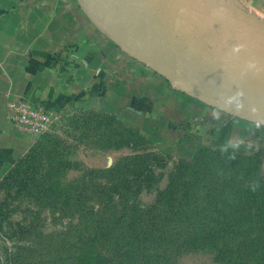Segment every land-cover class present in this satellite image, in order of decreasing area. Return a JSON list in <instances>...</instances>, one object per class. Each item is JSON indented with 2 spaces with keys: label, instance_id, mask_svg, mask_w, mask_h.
<instances>
[{
  "label": "rangeland",
  "instance_id": "obj_1",
  "mask_svg": "<svg viewBox=\"0 0 264 264\" xmlns=\"http://www.w3.org/2000/svg\"><path fill=\"white\" fill-rule=\"evenodd\" d=\"M184 80L180 88L189 83L213 93L207 83ZM215 86L237 88L231 81ZM235 106V117L264 127L263 104ZM87 112L61 114L45 153L29 160L33 182L5 180L44 138L0 179V264H264L263 129L225 121L209 131L177 122L176 133L163 138L115 116L137 132L135 147H92L87 131L67 126ZM146 153L163 161L141 190L124 177L135 164L126 159ZM118 166L127 172H113Z\"/></svg>",
  "mask_w": 264,
  "mask_h": 264
},
{
  "label": "crops",
  "instance_id": "obj_2",
  "mask_svg": "<svg viewBox=\"0 0 264 264\" xmlns=\"http://www.w3.org/2000/svg\"><path fill=\"white\" fill-rule=\"evenodd\" d=\"M91 2L0 0V179L34 143L6 118L7 103L21 96L59 114L102 111L163 138L180 122L209 131L225 121L264 130L235 117L239 101L210 107L172 89L130 41L109 34L111 16L96 14ZM220 2L264 25V0Z\"/></svg>",
  "mask_w": 264,
  "mask_h": 264
},
{
  "label": "water",
  "instance_id": "obj_3",
  "mask_svg": "<svg viewBox=\"0 0 264 264\" xmlns=\"http://www.w3.org/2000/svg\"><path fill=\"white\" fill-rule=\"evenodd\" d=\"M82 1L111 16L109 34L130 41L137 58L170 84L186 83L187 76L213 86V93L189 83L179 88L192 98L210 107L216 100L264 105V25L258 20L235 15L220 0ZM217 80L237 88L217 87Z\"/></svg>",
  "mask_w": 264,
  "mask_h": 264
},
{
  "label": "trees",
  "instance_id": "obj_4",
  "mask_svg": "<svg viewBox=\"0 0 264 264\" xmlns=\"http://www.w3.org/2000/svg\"><path fill=\"white\" fill-rule=\"evenodd\" d=\"M83 116H74L70 122L67 124V126H70L75 131H87L88 132V141L89 144L92 146H95L96 142L104 141L105 144L109 146H115L118 148L122 147H131L134 148L135 142L132 139V132L136 133L135 131L131 129H127L120 121L117 120L115 115L108 114L101 111H89L87 113H84ZM129 132L132 140H128L126 133ZM51 133H46L40 138H44L45 140L42 143H38L35 146H33L30 151L22 158L20 159L16 165L15 168L9 173V175L6 177V182L9 180V178L12 179L13 184H26L29 182V179L31 182H33L34 177L36 175V171L31 168L29 160L32 158L34 154H40L45 153V150L47 146L49 145L48 142L51 141L52 137ZM100 136L99 140L97 138ZM116 137L119 139L118 141L115 140ZM139 137V136H138ZM58 139V138H57ZM138 140V139H137ZM45 142V143H44ZM93 143V144H92ZM92 146V147H93ZM258 156V155H256ZM134 160V169L129 170V175L124 176L132 177L134 179L135 183H137V187L140 189L142 186L149 187L152 183V180H155L154 172L152 171V168L154 165H157L158 163H162L163 158L158 155L157 153H146L138 156H134L131 158H127L126 161ZM259 163V162H258ZM185 168V166H184ZM180 169V168H179ZM111 171V169L109 170ZM113 172H117L120 174L121 172L125 173L127 171H123L121 168L115 167L112 170ZM173 175L171 176V183L173 182ZM127 181L126 179L122 180V183ZM4 186L8 187L9 184L5 183ZM15 186V185H14ZM83 188L86 189V185H83ZM142 190V189H141ZM138 191V190H137ZM167 192H174L172 184L168 186ZM49 192H45L47 194ZM119 193V192H117ZM120 198V197H119ZM1 212V208H0ZM201 247L203 245H206V240H202ZM208 241V240H207ZM217 257V256H216ZM217 263L220 259L217 257Z\"/></svg>",
  "mask_w": 264,
  "mask_h": 264
},
{
  "label": "built area",
  "instance_id": "obj_5",
  "mask_svg": "<svg viewBox=\"0 0 264 264\" xmlns=\"http://www.w3.org/2000/svg\"><path fill=\"white\" fill-rule=\"evenodd\" d=\"M177 90L181 83L171 84ZM6 118L14 128L22 134L34 140L46 133H52L61 119V114L53 110L39 107L33 104L26 96L19 97L16 101H10L6 105Z\"/></svg>",
  "mask_w": 264,
  "mask_h": 264
},
{
  "label": "clouds",
  "instance_id": "obj_6",
  "mask_svg": "<svg viewBox=\"0 0 264 264\" xmlns=\"http://www.w3.org/2000/svg\"><path fill=\"white\" fill-rule=\"evenodd\" d=\"M257 127H259V125H257ZM236 147H238V145Z\"/></svg>",
  "mask_w": 264,
  "mask_h": 264
}]
</instances>
